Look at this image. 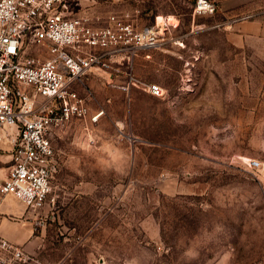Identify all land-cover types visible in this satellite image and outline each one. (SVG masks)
<instances>
[{
    "label": "rangeland",
    "instance_id": "1",
    "mask_svg": "<svg viewBox=\"0 0 264 264\" xmlns=\"http://www.w3.org/2000/svg\"><path fill=\"white\" fill-rule=\"evenodd\" d=\"M195 1L77 0L72 8L96 25L115 15L167 29L164 43L117 71H90L76 87L89 113H102L51 136L50 192L22 214L21 245L39 262L264 264L263 46L238 47L226 35L264 0H206L213 10L200 14ZM7 160L0 151V176Z\"/></svg>",
    "mask_w": 264,
    "mask_h": 264
},
{
    "label": "built area",
    "instance_id": "2",
    "mask_svg": "<svg viewBox=\"0 0 264 264\" xmlns=\"http://www.w3.org/2000/svg\"><path fill=\"white\" fill-rule=\"evenodd\" d=\"M77 5V0H0V151L8 157L0 199L11 195L30 212L43 206L51 189L52 134L73 119L95 123L102 113H89L76 87L90 71H117L115 64L138 50L164 43L165 23L137 28L124 16L108 15L96 25L97 17L72 11ZM212 10L206 0L193 4L198 14ZM145 90L160 94L156 84ZM248 165L258 168L259 162ZM0 264L44 263L0 235Z\"/></svg>",
    "mask_w": 264,
    "mask_h": 264
},
{
    "label": "crops",
    "instance_id": "3",
    "mask_svg": "<svg viewBox=\"0 0 264 264\" xmlns=\"http://www.w3.org/2000/svg\"><path fill=\"white\" fill-rule=\"evenodd\" d=\"M228 29L227 39L238 47L263 46V54L260 57L264 60V10L234 22ZM2 176L3 174L0 179ZM6 200L15 203L18 209L10 211L4 204ZM24 210L25 207L11 195H5L0 199V235L20 245L27 239L29 233L22 218Z\"/></svg>",
    "mask_w": 264,
    "mask_h": 264
},
{
    "label": "bare ground",
    "instance_id": "4",
    "mask_svg": "<svg viewBox=\"0 0 264 264\" xmlns=\"http://www.w3.org/2000/svg\"><path fill=\"white\" fill-rule=\"evenodd\" d=\"M159 25V24H158ZM162 28V27H161Z\"/></svg>",
    "mask_w": 264,
    "mask_h": 264
}]
</instances>
